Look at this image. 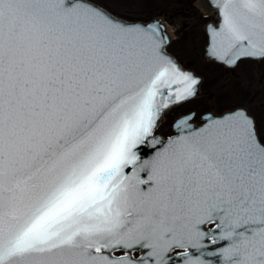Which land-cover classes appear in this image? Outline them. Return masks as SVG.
I'll use <instances>...</instances> for the list:
<instances>
[{
  "label": "snow or ice",
  "instance_id": "snow-or-ice-1",
  "mask_svg": "<svg viewBox=\"0 0 264 264\" xmlns=\"http://www.w3.org/2000/svg\"><path fill=\"white\" fill-rule=\"evenodd\" d=\"M214 3L207 56L264 62V0ZM170 43L97 0H0V264H264V133L234 109L156 135L201 83Z\"/></svg>",
  "mask_w": 264,
  "mask_h": 264
},
{
  "label": "rangeland",
  "instance_id": "rangeland-1",
  "mask_svg": "<svg viewBox=\"0 0 264 264\" xmlns=\"http://www.w3.org/2000/svg\"><path fill=\"white\" fill-rule=\"evenodd\" d=\"M193 0H135L132 3H112L110 0H97L111 14L125 20L146 21L161 16L172 32L171 42H187L188 50L182 53L183 63L192 60V67L205 81L214 79L215 90L209 100L202 97L192 99L179 108L173 107L164 116L157 134H170V123L176 111L193 108L198 113L203 105L212 111L222 107L241 104L253 115L257 129L264 133V62L248 61L243 69L236 67L229 73L219 72L207 67L203 62L202 44L206 41L201 26L204 24L200 14L192 7ZM181 54V53H180ZM236 74V77L232 76ZM215 82V83H216ZM201 101V105L200 104Z\"/></svg>",
  "mask_w": 264,
  "mask_h": 264
},
{
  "label": "flooded vegetation",
  "instance_id": "flooded-vegetation-1",
  "mask_svg": "<svg viewBox=\"0 0 264 264\" xmlns=\"http://www.w3.org/2000/svg\"><path fill=\"white\" fill-rule=\"evenodd\" d=\"M192 7L196 10V11H198L199 12V14H200V19H203V20H206V21H204V24L206 23V22H208V21H212L213 23L214 22H216V18H215V12L214 11H212V12H210L209 14H207V15H203V13L202 12H200L196 7H194L193 6V1H192ZM159 16V15H158ZM151 19V18H150ZM149 19V20H150ZM162 20H163V18H162ZM139 21H141V20H139ZM146 21H148V20H146ZM165 23H166V21L165 20H163ZM167 24V23H166ZM203 24V25H204ZM168 25V24H167ZM203 25L201 26V29L203 30ZM169 26V25H168ZM169 29H170V27H169ZM203 33H204V35H205V32L203 31ZM205 40H206V35H205ZM205 44H206V41L202 44V56H203V62H204V64H207L208 66L207 67H212L213 69H215V70H218L219 72H221V74L224 72V73H226L227 71H229V73H231V71L233 70V69H235L236 67H238V69L239 68H241V69H243V66H244V64L246 63V62H248V61H252V60H249V59H245V60H243V61H241V62H239L238 63V65H236V66H233V67H225V66H223L222 64H220V63H217V62H214V61H212V60H208V59H206L205 58V56H204V46H205ZM189 49V47H187V42H171L170 43V46H168L167 47V49H166V51H167V53L183 68V69H188V70H191L195 75H197V76H199L200 78H201V83L199 84V91H206V93L205 94H203V95H198V96H196L195 98H198L199 100H201L202 99V97H204V98H206L207 100H209V99H211L212 97H213V95H214V93L213 92H211V91H213V90H215V84H217V82L216 81H214V79H212V80H209V81H205V78L200 74V73H198L195 69H193V67H192V60L190 59L189 61H188V63H183V61H182V59H181V56H183L182 55V53L184 54V52L186 51V50H188ZM181 53V54H180ZM232 76H234V77H236V74H233L232 73ZM216 82V83H215ZM195 98H193V99H195ZM185 103H182L181 105H178V106H174L175 108H179L180 106H183ZM200 104H201V101H200ZM201 105H203V104H201ZM239 106H242V107H245L244 105H241V104H233V105H231V106H229V107H222V108H220V110L219 111H212V110H210L209 109V107H205V105H203V107H202V110H200L198 113L196 112V110L195 109H193V108H189V109H182V110H179V111H176V113H175V115H173V117H172V120H171V123H172V121L174 120V118L175 117H177V116H180V115H183V114H185V113H187L188 111H190V110H194L198 115H200V114H203V113H205V112H209V111H211V112H213V113H215V114H219V113H221V112H223V111H225V110H229V109H232V108H234V107H239ZM246 108V107H245ZM248 110V109H247ZM249 112V111H248ZM250 113V112H249ZM251 114V113H250ZM252 115V114H251ZM252 117H253V115H252ZM253 119H254V117H253ZM254 121H255V119H254ZM162 122V121H161ZM171 123H170V126H171ZM256 123V122H255ZM157 134V133H156ZM172 134V132H171V130H170V134H168V135H166V136H163V135H161V134H159V135H161L163 138H166V137H168L169 135H171ZM212 247V246H211Z\"/></svg>",
  "mask_w": 264,
  "mask_h": 264
},
{
  "label": "water",
  "instance_id": "water-1",
  "mask_svg": "<svg viewBox=\"0 0 264 264\" xmlns=\"http://www.w3.org/2000/svg\"><path fill=\"white\" fill-rule=\"evenodd\" d=\"M196 2V0H193V4ZM200 12H202L203 13V15H207V14H209L210 12H212V11H214L215 12V18H216V22H212V21H208V22H206L204 25H203V31L205 32V35H206V44H205V46H204V56H205V58L206 59H208V60H212V61H214V62H217V61H215L214 59H210L208 56H207V54H206V51H207V47H208V42H209V33L205 30L206 29V26H208V25H216V24H218V22H219V17H218V13H217V10H216V8H215V3H214V0H205V6L204 7H196ZM119 18V17H118ZM130 21H137V22H150V21H159L163 26H164V28L166 29V31H167V34L170 36V38L172 39V32H171V30L169 29V26L162 20V17L161 16H155V17H152L150 20H148V21H138V20H130ZM169 55V54H168ZM217 63H220V62H217ZM220 64H222V63H220ZM223 66H225V67H233V66H227V65H224V64H222ZM185 71H188V72H190V73H192L194 76H196V77H198L199 78V80L201 81V78L199 77V76H197V75H195L191 70H188V69H184ZM206 93V91H199V86H198V95H203V94H205ZM197 95V96H198ZM234 109H244L246 112H247V114L253 119V117H252V115L248 112V110L245 108V107H242V106H239V107H234V108H232V109H229V110H225V111H223V112H221V113H226V112H229V111H232V110H234ZM209 112H211V111H209ZM209 112H205V113H203L204 115H207V114H209ZM213 113V112H212ZM221 113H219V114H221ZM219 114H217V115H219ZM184 115V114H183ZM180 116H182V115H180ZM180 116H177V117H175L174 118V120L172 121V123H171V125L174 123V121H175V119L176 118H178V117H180ZM162 120H163V118H162ZM161 120V121H162ZM254 120V119H253ZM160 121V122H161ZM170 130H171V132H172V134L171 135H173V130H172V127L170 126ZM156 135H158L161 139H163V140H167V137L166 138H163L161 135H159V134H156ZM208 227H211V225H209ZM206 243H207V245H208V247L209 248H212V249H215L217 246L216 245H212L210 242H207L206 241ZM221 243H224V242H221ZM212 246V247H211ZM209 259H211V260H213V261H216L217 259H219V257H217V256H213V257H209Z\"/></svg>",
  "mask_w": 264,
  "mask_h": 264
}]
</instances>
